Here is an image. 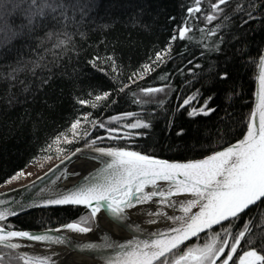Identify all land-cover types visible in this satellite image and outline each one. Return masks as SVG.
I'll use <instances>...</instances> for the list:
<instances>
[{
    "label": "snow or ice",
    "instance_id": "6c2138e0",
    "mask_svg": "<svg viewBox=\"0 0 264 264\" xmlns=\"http://www.w3.org/2000/svg\"><path fill=\"white\" fill-rule=\"evenodd\" d=\"M118 6H123L121 0H107V4L105 0H0V33L5 41L12 43L29 37L37 43V59L27 63L17 60L15 66H8L9 71L4 78L15 81L17 75L26 70L35 74L38 68L47 69V64L41 63L45 56L39 49L54 37L53 49L76 51V36L87 40L89 31L111 30L115 20L105 16H110V10ZM185 7L187 15L179 21L175 16L167 17L176 22L167 47L157 51L154 58H150L151 63L143 64L129 75L128 83L120 79L115 55L101 57L96 54L88 63L105 75L109 73L103 65H108L117 96L131 90L135 84L143 95L137 96L132 92L133 102L149 105L158 94L163 93L166 97L173 89L168 84L141 87L138 81L167 62L172 42L193 41L195 33L199 32L201 39L198 43L205 50L221 53V45L225 42L221 33L227 26L225 22H230L233 15L243 13L247 17L244 24L258 18L264 21V0H247V6L238 0L235 7L233 0H193ZM230 8L231 12L228 11ZM102 9L105 16H101ZM12 16L18 17L20 23L13 25L5 19ZM201 17L207 24L217 20L221 23L214 29L201 28ZM208 37L217 38L211 46L204 43ZM233 39L240 45L237 48L239 55L247 57L245 66L253 71L257 84L254 106L243 122L244 131L234 142L228 139L227 133L218 131L216 142L209 144L201 158L164 159L152 151L137 150L120 143L145 136L146 132L138 130L151 129V119L131 111L110 116L107 122L94 118L91 111L80 114L67 132L56 136L52 144L42 151L50 152L55 146L61 164L78 154H85L82 166L90 163L96 166L83 176L79 171L69 172L65 168L56 177L57 181L79 179L64 187L53 181L54 187L41 189L37 199L30 203L0 200V264H55L51 255L25 250L31 247L28 242L48 246L73 245L80 250H92L100 254L103 264H264V49H258L253 55L243 37L234 36ZM69 45H72L71 49ZM187 62L193 64L191 59ZM193 67L201 68V65L197 63ZM189 72L196 75L192 69ZM208 72L213 74L211 79L217 83L228 84L232 78L226 64L220 69L209 65ZM160 79L168 80L169 76H161ZM41 82L47 84L48 80ZM188 83L191 84L192 80ZM231 91L234 93L235 87ZM92 95L87 94L88 97ZM202 95L200 89H196L185 96L177 111L184 109L192 118L209 116L216 111L211 106L214 97L208 95L201 100ZM75 100L90 109L100 107L101 102L105 106L117 103L110 91L91 99L76 97ZM8 103L11 104L12 100L9 99ZM157 103L163 108L166 101L159 99ZM97 129H105L107 136L93 137L92 132ZM182 134L181 129L177 135ZM105 140L113 143L103 145ZM80 142H83V147L74 150L62 146ZM45 158L51 160L52 156ZM24 175L21 170L5 183L11 184ZM53 206L83 207L86 212L60 227L46 228L41 232L18 229L11 222L12 217L26 208ZM104 219L115 227L130 230V236L122 240L114 238L108 229L102 227ZM145 224L155 228H146ZM94 231L105 233L99 237L101 243L74 244L65 234L87 235Z\"/></svg>",
    "mask_w": 264,
    "mask_h": 264
},
{
    "label": "trees",
    "instance_id": "16d2710c",
    "mask_svg": "<svg viewBox=\"0 0 264 264\" xmlns=\"http://www.w3.org/2000/svg\"><path fill=\"white\" fill-rule=\"evenodd\" d=\"M237 2L238 0H233V7ZM239 2L247 6V0ZM121 3L122 7L110 10V16H105V10H101V16L115 20L111 30L89 31L87 40L76 36V51L53 49L56 42L54 37L39 49L45 56L41 63L47 64V69L38 68L35 74L26 70L19 73L15 81L4 78L9 71L8 66H15L17 60L27 63L37 59V43L29 37L7 43L0 33V185H3L0 191L9 186L5 181L17 172L26 171L37 162L50 161L45 157L51 155V160L58 162L60 157L55 146L50 152L42 149L52 144L60 133L67 132L71 123L87 111H91L94 118L102 121L128 111L151 119V129L138 130L146 132L145 136L136 137L132 144L125 141L120 143H126L137 150L152 151L157 157L164 159L201 158V153L209 144L216 142L218 131L227 133L228 139L233 142L244 131L243 122L254 100L255 79L253 71L245 66L247 57L240 56L237 52L240 45L233 37H243L248 51L255 55L258 49L264 47V21L258 18L244 24L247 17L243 13L233 15L230 22H225L227 26L221 33L225 41L221 45V53L205 50L198 43L201 39L199 32L195 33L193 41L172 42L167 62L156 67L155 71L139 80L138 84L141 87H161L168 84L173 90L164 98L166 103L163 108L159 107L157 101L141 106L133 102L132 92L139 90L137 85H132L131 90L117 96L108 65H103L109 73L105 75L92 68L88 61L96 54L101 57L115 55L120 79L128 83L129 75L138 71L143 64L151 63L150 58H154L157 51L169 44L176 22L167 17L175 16L179 21L187 15L185 6L191 5L193 0H121ZM228 11L231 12V8ZM254 15L259 16L258 13ZM5 19L13 25L20 23L16 16ZM219 23L221 21L217 20L207 24L201 17L199 27L214 29ZM145 25L148 27L145 28ZM216 39L208 37L204 43L211 46V42ZM71 48L72 45H69V49ZM45 49L53 51L46 52ZM202 52L204 55H201ZM188 59L193 61L192 65L188 64ZM197 63L201 68L193 67ZM225 64L232 73V78L228 84L217 83L211 79L213 74L208 72V67L215 65L220 69ZM189 69L196 75L193 76ZM161 76H169V79L161 80ZM44 79L48 80L47 84H42ZM189 80H192L191 84L188 83ZM233 87L234 93L231 91ZM196 89H200L203 94L201 100L208 95L214 97L211 106L216 111L209 116L192 118L184 109L177 111L183 98ZM105 91L113 92L117 103L105 106L101 102L96 109L76 103V97L91 99ZM88 93H92V97H88ZM9 99L12 100L11 104L8 103ZM181 129L183 134L177 135ZM96 135L103 136L104 131H93L92 136ZM62 146L74 150L82 147L83 142ZM85 212L80 207L49 208L33 211L11 222L22 230H44L60 227Z\"/></svg>",
    "mask_w": 264,
    "mask_h": 264
},
{
    "label": "water",
    "instance_id": "95a60500",
    "mask_svg": "<svg viewBox=\"0 0 264 264\" xmlns=\"http://www.w3.org/2000/svg\"><path fill=\"white\" fill-rule=\"evenodd\" d=\"M264 49V47H263ZM257 84L256 81H254V95H253V101H252V107L254 106L255 103V92H256ZM83 147V146H82ZM90 155V154H89ZM86 159L85 154H78L76 157H73L71 161L65 160L63 164L60 163V160L56 162L54 165H52L50 168H48L46 171H44L42 174L38 175L34 179L23 183L19 184L16 187L4 189L0 191V200H9V201H21L25 204L30 203L32 200L37 199V193L41 189H46V188H52L55 185H53V181H56L57 184H59L61 187L64 186H70L71 184L76 182V179H79V177H76L74 179H61V180H56V177L61 175V172L67 168L69 172L76 170L81 173V176L87 175V172L92 170L96 165L95 164H88L86 167L82 166V162ZM57 165H60L59 168H57ZM49 169H53L54 171H49ZM47 173V175H45ZM64 207H70V206H64ZM49 208H60V206H53V207H32V208H26L24 211L20 212L18 216L12 217L11 220H14L15 218H18L20 216H23L25 214L31 213L33 211L37 210H42V209H49ZM83 208V207H80ZM101 216H103V211L101 213ZM133 219H135L133 217ZM102 223H106L110 226H112L114 229L119 232L123 238L129 237L130 236V230H125L120 227H115L113 224L109 223L107 219H104L101 221ZM144 227L149 228L144 225ZM154 229V228H150ZM26 231H32V232H41L42 230H26ZM51 234H56V233H51ZM74 244L76 242H80L78 240H75L71 238ZM102 241H99L97 243H101ZM29 244L32 245H44L40 244L37 242H28ZM65 246V245H61ZM67 248H70L72 252L78 253L79 255H83L85 257H88L95 261L98 264H103V261L100 259V254L98 252L92 251V250H80L73 245H68L66 246Z\"/></svg>",
    "mask_w": 264,
    "mask_h": 264
},
{
    "label": "bare ground",
    "instance_id": "6f19581e",
    "mask_svg": "<svg viewBox=\"0 0 264 264\" xmlns=\"http://www.w3.org/2000/svg\"><path fill=\"white\" fill-rule=\"evenodd\" d=\"M170 211V210H169ZM137 219L136 217H134ZM102 227L105 229H108L109 232L114 236V238L123 239V236L117 232L116 229H114L112 226L102 223ZM145 226L149 228H155V226L152 225H146ZM69 235L71 238L78 240L80 242H89V241H95L99 242L102 241L99 239V237H102L105 233L102 231H94L93 233H89L87 235H78L75 233H65ZM28 249H25L30 252H35L39 254H48L52 256L53 261H55V264H98L92 259L85 257L83 255H79L78 253L72 252L70 248H67L66 246L61 245H32Z\"/></svg>",
    "mask_w": 264,
    "mask_h": 264
},
{
    "label": "rangeland",
    "instance_id": "374dc122",
    "mask_svg": "<svg viewBox=\"0 0 264 264\" xmlns=\"http://www.w3.org/2000/svg\"><path fill=\"white\" fill-rule=\"evenodd\" d=\"M168 90L166 89V92ZM137 96H142L143 94L140 92V90H138L137 92ZM165 96L163 93L158 94L156 100H154L153 102H156L159 99H164ZM108 119L105 121L107 122ZM104 131V135L103 136H107V132L105 131V129H102ZM103 144H109L112 143V141L109 140H105L102 142ZM129 144H132V142H128ZM57 161H41V162H37L35 165L29 167L26 171H24L25 175L23 177H21L18 180H13L11 184H9V186L6 188H12V187H16L19 184H23L26 183L32 179H34L35 177H37L38 175L42 174L44 171H46L48 168H50L52 165H54ZM28 173H31V175H29ZM4 190V189H3Z\"/></svg>",
    "mask_w": 264,
    "mask_h": 264
}]
</instances>
